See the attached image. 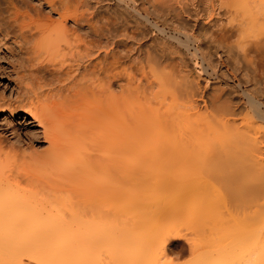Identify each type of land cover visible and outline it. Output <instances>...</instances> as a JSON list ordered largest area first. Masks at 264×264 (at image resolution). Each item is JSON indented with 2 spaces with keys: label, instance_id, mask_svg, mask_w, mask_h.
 <instances>
[{
  "label": "bare ground",
  "instance_id": "6f19581e",
  "mask_svg": "<svg viewBox=\"0 0 264 264\" xmlns=\"http://www.w3.org/2000/svg\"><path fill=\"white\" fill-rule=\"evenodd\" d=\"M3 49L9 72L28 94L17 107L42 127L48 149L22 155L0 142V264H183L168 245L184 228L196 230L184 264H264L261 208L255 214L263 225L244 234L220 229L213 208L210 213L197 197L170 191L162 180L172 168L160 166L166 155L184 153L180 144L188 142L177 143L167 129L183 124V132H192L188 140L204 151L192 156L188 150L191 161L183 154L188 167L204 156L241 162L256 182L247 186L248 203L263 199L264 146L255 118L242 117L243 105L204 98L191 57L208 66L213 53L256 64L264 55V0H0V58ZM136 65L145 94L172 95L163 118L151 104L138 109L155 137L140 128L139 137L128 136L125 111ZM248 95L263 119V102ZM181 98L196 118L180 108ZM9 104L3 107L11 112ZM96 124L105 129L93 132Z\"/></svg>",
  "mask_w": 264,
  "mask_h": 264
},
{
  "label": "rangeland",
  "instance_id": "374dc122",
  "mask_svg": "<svg viewBox=\"0 0 264 264\" xmlns=\"http://www.w3.org/2000/svg\"><path fill=\"white\" fill-rule=\"evenodd\" d=\"M2 52H3V58H0V61H1L0 65L2 64L1 66L4 67L3 70L5 72L4 71H2L3 73L0 72V99L1 98L4 99L3 101L1 100L2 101L1 104H5V105L7 104L8 105L10 103L9 105L13 108V111L10 112V109L8 110V106H6V107H3L5 105L0 106V107L4 108V110L2 108H0V137H1L0 142H1V144L3 142V146L6 144L5 148L9 147V148H6V150L7 149H9V150L10 149H12V150L16 149L18 151V153H21V151H23L22 155L23 154H26V155L29 154L30 155L31 153H33L32 155L38 154V155L42 156V154L45 153L44 151H46L48 149V145H47L48 143L46 142L45 137L43 135L42 127L37 126L36 122H31L32 118L27 117L23 113V111H21V109L19 110V108H21L20 106L22 105V103H26L25 100L28 99L27 98L28 94L26 93V91H25V93H23L24 89L21 90V87H19V86H21V83H23V82H21V80H19V77L15 76V73L9 72V70H8L9 69L8 68L9 56H7L8 54H6L7 52L5 49L1 50V53ZM211 55H212V60H213V62H212L213 65H211V66H208L210 64H202V61L197 59L196 56H193L194 58L191 57L192 62H193V67H194V68L192 67L194 69L193 71H194V73L196 72L195 73L196 75H200V78H201V82H202V85H201L202 89L201 90H202V94L203 95L205 94L204 98L206 97L208 99L211 97L210 99H212V100L217 99L220 102L226 101L225 102L226 104L232 103L234 105L235 104H240L241 106L243 105L242 106L243 110L241 112L242 117H244V116L246 117V115H247V116H249V118H252V120L255 118L253 121L256 125L254 124V126L256 127L255 129H258V130H256L257 134H255V135H256V137H258V139L260 138V140H263V143H262V141H259V140L258 141L260 142L259 144L264 146V138H263V136H264V118L262 119L259 117V114H256L257 113L255 110L256 105L251 102L250 97L248 95V94H252L257 100L263 102V104H264V59H263L264 55L262 54V56H261V54H260L259 61L256 64L251 65V66L243 65L241 63L240 64L231 63L228 60V58H226V55H224V56L220 55L219 56L216 53H213ZM216 57H218V58H216ZM214 58L216 59V61L214 60ZM14 62H15V66L17 67V65H19V64H17L18 61L14 60ZM212 66H213V68H212ZM18 68H19V66H18ZM138 68L139 67L136 65V66L132 67L131 68L132 71H130V75H131V73L133 74V72H134L133 77L131 76V78L133 79L131 81L132 82L131 92H133V94L131 93L129 103H128V107H129V104H130V107L129 108L127 107L128 109H126V111H125L126 116L128 115L127 118L129 120V124L127 121V126L129 128L128 130L130 131L128 134V136H131L130 138H132L133 134L135 137H139L140 133H142V132L144 135H146V133L149 129L151 130V131L149 130L151 133L153 132V130L150 128V126L147 122V120H148L146 118L147 116L146 115L142 116L141 115L142 113L140 114V112H142L140 109H145V108H142L143 105L144 106L146 105L147 107L146 106L145 107L148 108L149 105L151 104L150 107H152V108L154 107V109L156 108L155 110L157 111L159 116L161 115L160 117L163 118L162 112L165 110L167 105L170 104L169 101L172 102V95L170 93L168 94L165 92H160L159 93L160 96H159V94L156 96H152L154 99H152L150 91H146L148 94L147 93L145 94L144 90L142 88L143 87L142 85H144L143 83H145V81L142 79V76H144V75H142V73H141L142 70H140ZM133 82L136 85H134ZM139 85H140V87H139ZM118 90L120 91V89H118ZM117 91H116V93H118ZM137 91H139V92H137ZM135 93L138 94L140 97L138 98V95H136ZM164 93L166 96H163ZM19 95H20V97H19ZM24 95H26V97H24ZM148 97L150 100L149 104H147L148 102H146V100H148ZM214 97L216 99H214ZM20 98H21V100H20ZM155 98H157V99H155ZM133 99H134V101H133ZM143 99H145V100H143ZM7 100L10 102H8ZM22 100H23V102H22ZM154 100L156 102H154ZM180 100H183V99L181 98ZM180 100H179V103L180 102L182 103L181 105L179 104L180 108H183L182 110L184 112H186V109H188L189 111L187 110V112L191 113L193 115H190L188 113H185V114H188V116L189 115L192 116L193 119L196 118L194 115L195 113L193 111H192L193 113L190 112L191 109L194 110L193 106H192V108H191V106H189V105H191L190 102H188L187 99L186 100L184 99L183 101H180ZM162 101H163V103H162ZM151 102H153V103H151ZM96 104L97 103H95V106H97ZM161 104L163 106H161ZM17 105H19L18 106L19 108L17 107ZM152 105H154V106H152ZM93 106H94V104H93ZM187 107H190L191 109H189ZM131 108H132V110H131ZM138 109L140 112L138 111ZM202 109H203V110H201L202 112L206 111L204 108H202ZM128 110H129V112H128ZM262 110L264 111V105L262 106ZM134 111H136L135 113H137L138 116H136V114L130 113V112L134 113ZM149 112L150 111H147V115ZM151 112L149 115L152 114ZM246 112H248V113H246ZM133 116L134 117L136 116V119H137V120L135 119L136 122L134 121ZM190 116H189V119L192 121V118ZM257 116H258V118H257ZM141 119H143V120H141ZM180 121L181 120H179L178 122H180ZM98 124H96V126H98ZM103 124H101V125H103ZM147 124L149 127L147 126ZM176 124H177V125H175L176 127L174 126L175 128L174 127L173 128L168 127V125H167V127H168L167 129H169L170 131L172 129L173 130L172 134L175 131V133L177 135H175V133H174V135L177 139L176 140L177 143L180 144V141H182V140H184V142H186V143L188 142V143L186 145H183V146L181 144H184V143L180 144V146L182 147L181 151L184 152V153H182V155H177V157H173V156L171 157V156L166 155V157H164V159H162V158H161L162 160L159 159L160 160V166L164 167L163 165L169 164L168 167L170 170V168H172V169L174 167L178 168L179 162L182 161L183 163L180 164L181 166H179V168L181 170L183 168V172L185 171L184 169L186 167H187V169H189V167L193 166V168L189 169V171L187 173H186V171H187V169H186L184 174L180 173V171H181L180 169H173L174 171L179 170V172H177V174H175L176 172H174V171L171 173L172 169L170 170L169 173L168 172L165 173L163 175L164 178L162 181L165 182L166 186L168 185L170 187V191L173 193H176V195H183L184 197H192L193 196L195 198L197 197L198 200L200 199L199 202L205 204V206L207 208L206 210L208 212L210 211V213H211L213 210L212 213L214 215L212 214V217H211V215L209 217L214 218L216 216L215 218H217L219 220L220 218H218V217L221 216V219L219 221H221V224L223 223L222 224L223 227H221L220 222L218 223L217 219L215 220L219 224L220 229H222V228L230 229L231 228L230 229V231H231L232 229L238 228L240 231H242V234H244L246 232V230L250 231L252 226H254V227H252V229L255 228L256 224H258V227L261 225L260 223H262V225H263V221H261L262 219L260 220L258 216H260L259 215L260 213L264 214L263 213L264 207H262L264 205V197H263V199L262 198L256 199V200H260V202L263 201L261 203H259L256 200H254L255 201L254 204L251 203V205H250L248 203V201H247V199H248L247 198V195H248L247 194V190H248L247 188L248 187L247 186H249L250 184H255L256 182H255V180L253 181V179L251 177H249L250 173L247 174L248 172L246 171V168L244 167L245 170L243 169L244 164L241 162L236 163V161L235 162L231 161V162L227 163V162H224V160H223L221 162L217 161V162L221 163V164L219 163L220 164L219 165L217 162H215V160L214 161H209V160L203 161V159L206 158V156H204L203 158L201 157V159H202L201 161H203L205 163L206 168H204V165H201V164H203V163H201V161H199L200 163H197L199 165H196V163L194 161H192L193 163L190 162L191 166L188 167L187 166V164H188L187 163V157L189 158L190 157L189 155H192V154H193L192 156L198 154L197 151H199V155H200V153H204V151L201 152L202 151V150L200 151L201 148H197V146L194 145L195 143H193L194 141L188 140L189 138L191 139V136H192L191 133L192 132H189L186 127H184L185 130L183 128V130L185 131V132H183L182 128H181L183 124H181V125H179L178 123H176ZM101 125H99L98 127L95 126L93 128L94 129L93 132L98 133V132H100L101 129L104 130L105 129L104 127L100 128V127H102ZM139 128H140V133L138 135V132H139L138 129ZM174 129H178L177 132ZM159 130L157 129V131H159ZM149 131H148V133H150ZM160 132H161V130H160ZM186 132H187V134H186ZM95 133H93V134H95ZM153 133L151 134V136L153 137V135H154V137H155L156 133H154V134ZM183 134L185 135V137ZM180 136H182L181 137L182 139L180 138ZM186 136H187V141H186V139H184V138H186ZM261 138H263V139H261ZM28 144L29 145L32 144L33 146L31 145L32 147H29V149H27ZM18 145H20V146H18ZM191 145L194 147L192 148ZM184 146H186V147H184ZM12 147H14V148L16 147V148L14 149ZM188 150L192 154H190L188 152ZM34 152H36V153H34ZM183 154L187 157L185 158V156ZM173 159H175V160L173 161ZM190 159H192V158H189L188 160H190ZM193 159H195V158H193ZM163 160H165L166 162L165 161L163 162ZM184 161H186V162H184ZM185 163H187V164H185ZM209 165H211V166H209ZM194 166H197V167L194 168ZM219 169L221 170L220 172H219ZM135 177L137 178L136 180H138V181L141 180V179H138V177L136 175H135ZM124 180H126V179H124ZM132 180L129 177V181L131 182ZM133 181H135V179ZM142 181H144V180H142ZM164 182H162V183H164ZM263 183H264V180H263ZM257 204H259L258 207L254 208L253 205L257 206ZM209 206H211V207H209ZM248 206H249V208H250V206H253V209L251 208V213L253 215L251 214L252 216L248 215V217H247L245 212L246 211L248 212V210H249ZM246 207L248 210H246ZM208 208L209 209L213 208V209L209 210ZM257 208H261L259 211L260 213L255 214V209H257ZM214 210H215V212H214ZM243 213L245 214V216L247 218H245V216L243 217ZM254 214H255V216H254ZM257 217L260 221L257 220ZM254 218L256 219V221ZM211 220L214 221L213 219H211ZM215 221H214V223H216ZM207 223H208V221H207ZM217 223L215 224V226L218 225ZM204 224L206 226V222H204ZM208 227L209 228L212 227L211 224ZM196 229H198L197 231H200V232H202V230H203V229H199V228H196ZM238 229H236V230H238ZM183 230L184 231L182 232V235H181L182 237L179 236V238L176 237L175 239L171 240L170 244L168 245V251L170 252V254L175 259H177V261L179 263L183 262V264H184V260L186 263V261H188L187 260L188 258H192L190 253H191V248L193 245L192 242L194 241L193 238H196V235L194 233V232H196V230L193 231L192 229H187V228H184ZM191 230H192V232H191ZM239 230H238V232H240ZM205 231H206V229H205ZM197 233H199V232H197ZM205 233H207V231ZM240 239L243 240V235H242V238L240 237ZM242 248H244V247H242ZM242 248H239L238 251L240 250L242 252L243 251Z\"/></svg>",
  "mask_w": 264,
  "mask_h": 264
}]
</instances>
